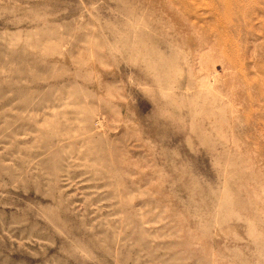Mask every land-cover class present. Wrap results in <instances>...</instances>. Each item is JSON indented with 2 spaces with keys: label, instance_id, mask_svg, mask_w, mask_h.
I'll return each mask as SVG.
<instances>
[{
  "label": "rangeland",
  "instance_id": "374dc122",
  "mask_svg": "<svg viewBox=\"0 0 264 264\" xmlns=\"http://www.w3.org/2000/svg\"><path fill=\"white\" fill-rule=\"evenodd\" d=\"M0 264H264V0H0Z\"/></svg>",
  "mask_w": 264,
  "mask_h": 264
},
{
  "label": "bare ground",
  "instance_id": "6f19581e",
  "mask_svg": "<svg viewBox=\"0 0 264 264\" xmlns=\"http://www.w3.org/2000/svg\"><path fill=\"white\" fill-rule=\"evenodd\" d=\"M225 2V1H224Z\"/></svg>",
  "mask_w": 264,
  "mask_h": 264
}]
</instances>
